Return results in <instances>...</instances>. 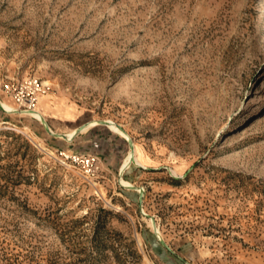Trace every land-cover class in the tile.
<instances>
[{
	"label": "rangeland",
	"instance_id": "obj_1",
	"mask_svg": "<svg viewBox=\"0 0 264 264\" xmlns=\"http://www.w3.org/2000/svg\"><path fill=\"white\" fill-rule=\"evenodd\" d=\"M0 79L138 159L0 111V264H264V0H0Z\"/></svg>",
	"mask_w": 264,
	"mask_h": 264
},
{
	"label": "crops",
	"instance_id": "obj_2",
	"mask_svg": "<svg viewBox=\"0 0 264 264\" xmlns=\"http://www.w3.org/2000/svg\"><path fill=\"white\" fill-rule=\"evenodd\" d=\"M4 100L8 104L18 108V104L13 97H11V100L9 99H4ZM0 111L2 112L3 110L0 109ZM45 117L47 118L45 119L48 125L53 131L61 133V134H66V135H69L70 132L76 130L79 126L85 123H88L90 121V120H81L79 113L77 111L73 118L63 117L60 114H57V113L54 114V113H49V112L45 114ZM108 132L115 133L107 125H104V124L90 125L89 124L82 131L75 134L71 141H67L63 138H57V137L51 136L50 134L47 133V131H46L47 135H46L45 140L47 143H49V146L50 147L52 146V148H55L56 151H65V152H70V153H85V154L87 153L102 154L105 157L106 154L95 149L96 148L95 146L99 145L100 139H103L102 143L103 145L105 144L106 136L104 135L101 138L99 134H107ZM118 137H120L121 140L125 139L120 135ZM124 157H121L119 153L115 155V158H116L115 161L116 163L119 164L118 172H119V167H121V165L123 164L122 158Z\"/></svg>",
	"mask_w": 264,
	"mask_h": 264
},
{
	"label": "built area",
	"instance_id": "obj_3",
	"mask_svg": "<svg viewBox=\"0 0 264 264\" xmlns=\"http://www.w3.org/2000/svg\"><path fill=\"white\" fill-rule=\"evenodd\" d=\"M0 90L12 96L16 100L19 109L31 110L35 108L38 94L43 91V86L38 79H31L21 84L13 81H1ZM60 154L66 160H70L75 165L87 168L88 170L95 171L99 168L100 159L95 155L65 151H60Z\"/></svg>",
	"mask_w": 264,
	"mask_h": 264
},
{
	"label": "bare ground",
	"instance_id": "obj_4",
	"mask_svg": "<svg viewBox=\"0 0 264 264\" xmlns=\"http://www.w3.org/2000/svg\"><path fill=\"white\" fill-rule=\"evenodd\" d=\"M1 79H0V83H1ZM44 84H45V82H44ZM47 96V95H46ZM45 98V97H44ZM50 98V97H49ZM264 97H261V96H258L257 97V102L258 103H260V102H262L264 99H263ZM42 99V98H41ZM52 99V98H51ZM0 100H1V103H2V105H3V107L5 108V110H7V111H9V112H15V111H19V109L17 108V107H15V106H12V105H10V104H8L3 98H1V96H0ZM38 100V99H37ZM47 101V100H46ZM51 101V100H50ZM49 102V101H48ZM57 107V106H56ZM40 108V107H39ZM50 111V110H49ZM22 112V111H21ZM48 112V111H47ZM52 112V111H51ZM50 112V113H51ZM73 112V111H72ZM22 113H24L25 115L27 114V115H30V116H32V117H34L35 119H37L38 121H41V119L43 118V117H45V114L41 111V110H39V109H37V103H36V105H35V108L34 109H31V110H28V111H23ZM55 114H56V112H55ZM46 118V117H45ZM47 119V118H46ZM95 122H98L97 120L95 121ZM95 124V123H94ZM109 127H110V129H112L113 131H115V132H118L119 134H121L125 139H127V138H129V135H128V133H126L127 131L126 130H124V129H122V127H120L118 124H116L115 122H110V125H109ZM75 133V130L74 131H72V132H70V134L68 135L69 137H71L73 134ZM45 148V147H44ZM48 152L50 153V154H53L54 152L53 151H49L48 150ZM136 145H135V143H134V154H133V151L130 149L129 150V152H128V154H127V156H126V158H125V160H124V162H123V164L121 165V167H120V171H125L132 163H134L135 161H136ZM138 160V159H137ZM70 167V166H69ZM122 182L125 184V185H127V186H131L132 185V183L130 182V181H127V180H125V179H122ZM139 188H140V186H139ZM138 188V189H139ZM105 195V194H104ZM153 227V226H152ZM157 232H158V234H159V236L162 238V234L160 233V231L157 229Z\"/></svg>",
	"mask_w": 264,
	"mask_h": 264
},
{
	"label": "water",
	"instance_id": "obj_5",
	"mask_svg": "<svg viewBox=\"0 0 264 264\" xmlns=\"http://www.w3.org/2000/svg\"><path fill=\"white\" fill-rule=\"evenodd\" d=\"M0 109L3 110V111L6 112V113H19V112H21V111H22V112H23V111H28V110H26V109H19V108H18L20 111L17 110V111H15V112H9V111L5 110V108L3 107L2 103H1V100H0ZM41 123H42L43 127L45 128V130L47 131L48 134H50L51 136L57 137V138H63V139H65V140H67V141H71V140L73 139V137H74L75 134H77L78 132L82 131L85 127H87V126L89 125V123H85V124L79 126V127L75 130V133H74L71 137H69V136L66 135V134H61V133H58V132L53 131V130L50 128V126L48 125V123H47L45 117H43V118L41 119ZM98 124L109 125V122H108L107 120L103 119V120H98ZM120 127H121V126H120ZM122 129H124L123 126H122ZM124 130H125V129H124ZM126 133H128V132H126ZM128 135H129V134H128ZM127 141H128V143H129V147H130V149L133 151V154H134V142L131 140L130 136H129V138H127ZM138 166H140V165H138ZM140 167H143V166H140ZM143 168H146V167H143ZM123 173H124L123 171H120V172H119V176L122 177ZM126 187H127V186H126ZM130 187H132V188H137L136 186H130ZM138 188H139V187H138ZM143 191H144V188H143V187H140V188H139V192H140V201H141V202H142V197H143V195H144ZM151 221H152V223H153L154 219L151 218ZM154 224L157 225V224L155 223V221H154ZM155 231H156V236H157L159 242H160L164 247H166L167 249H169V250L172 251L171 247H170V246H169V245H168V244H167V243H166V242H165V241L159 236L157 230H155ZM180 259H181L183 262H185L186 264H191L189 261H187L186 259H184V258H182V257H180Z\"/></svg>",
	"mask_w": 264,
	"mask_h": 264
}]
</instances>
